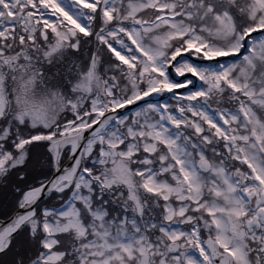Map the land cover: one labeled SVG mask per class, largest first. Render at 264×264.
I'll list each match as a JSON object with an SVG mask.
<instances>
[{
  "label": "snow or ice",
  "instance_id": "1",
  "mask_svg": "<svg viewBox=\"0 0 264 264\" xmlns=\"http://www.w3.org/2000/svg\"><path fill=\"white\" fill-rule=\"evenodd\" d=\"M0 264H264V0H0Z\"/></svg>",
  "mask_w": 264,
  "mask_h": 264
}]
</instances>
